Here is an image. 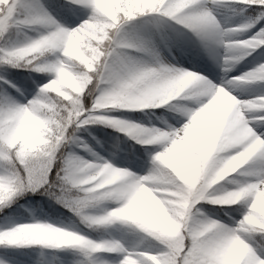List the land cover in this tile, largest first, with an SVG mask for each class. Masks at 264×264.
<instances>
[{"label": "clouds", "instance_id": "clouds-1", "mask_svg": "<svg viewBox=\"0 0 264 264\" xmlns=\"http://www.w3.org/2000/svg\"><path fill=\"white\" fill-rule=\"evenodd\" d=\"M83 3L84 15L72 27L47 9H33L22 27L0 32V60L48 76L39 96L0 117V136L34 169L52 159L63 170L55 194L42 193L73 213L66 222L37 219L4 228L0 242L93 251L121 245V238L99 229L121 221L151 244L182 246L186 237L195 238L194 264H264L253 243L264 244V135L257 131L264 123V59L228 76V87L170 59L157 39L169 18L194 24L211 36L221 72L227 73L264 45V24L250 35L239 34L264 17V8L240 23H224L213 4L232 12L237 0ZM249 3L264 5V0ZM257 81L262 83L253 94H240ZM114 109L159 111L145 112L144 120ZM93 122L152 145L145 167L116 164L88 141L89 155L76 150L69 155V139L80 125ZM6 199L0 185V203ZM202 202L233 206L241 215L228 224ZM145 255L163 264L152 253ZM128 264L139 262L128 258Z\"/></svg>", "mask_w": 264, "mask_h": 264}, {"label": "snow or ice", "instance_id": "snow-or-ice-1", "mask_svg": "<svg viewBox=\"0 0 264 264\" xmlns=\"http://www.w3.org/2000/svg\"><path fill=\"white\" fill-rule=\"evenodd\" d=\"M238 8L232 12L221 11V6L218 3L213 4V11L218 12L219 15L225 17V21L229 18L238 15V19L235 23L242 22L243 18L250 12H255L258 8H264V5H258L256 3H249V0H237ZM226 7V5H225ZM33 9H39L44 11L47 9L53 16L57 18L61 23L66 24L68 27H72L80 22L83 17L84 3L83 0H51V4H45L44 0H0V32L6 34L8 29L20 28L23 26V21L26 19L27 14ZM59 17H63L61 20ZM79 18V19H77ZM76 20V23H70ZM222 21L224 23H228ZM264 21V17L258 21ZM69 22V23H66ZM176 22V21H175ZM264 24V23H260ZM181 28H176L172 25L169 33H163L158 35L157 39L163 46L168 47H181L183 44L190 41V37L184 32L183 28L186 27L193 36H195L199 43L208 52L209 56L218 64L221 63L219 56L217 55L215 46L213 45L212 38L209 34L201 33L194 24H180ZM260 27V26H259ZM251 29V28H249ZM254 31H248L246 33L240 32V35H250ZM139 35V34H138ZM126 41H121V44ZM2 54V53H0ZM264 57V49H261L260 53L253 58V65ZM7 64L3 60H0V65ZM12 68L19 66L13 64H7ZM32 69V68H28ZM224 77L218 83H225L226 86L231 87L232 84L228 81L227 73H224ZM42 78L35 77L32 72L27 74H15L10 73L9 69H0V117L7 112L18 109L20 102H26L30 97L39 96V85L43 82ZM214 81V80H213ZM257 125L259 121L256 122ZM87 123L80 125V128ZM264 135V129L259 130ZM87 141L85 138L82 140L80 136H73L69 139L68 154L70 155L75 148L73 146L86 150ZM10 142L5 136H0V185L5 189L6 201L0 203V207H5L6 204L13 202L14 199L23 195L27 191H48L49 195H54L53 188L61 187V179L63 176V170L59 169L52 159L42 163L38 169H34L30 166L29 162L19 157L13 149H9L6 145ZM85 145V147H81ZM11 198V199H10ZM206 209L211 211L214 215L225 220L228 224H235L241 215V210L235 207L229 208H213L204 205ZM239 215H236V214ZM17 223L13 221L9 226L11 227ZM3 227L0 230L7 228ZM84 231V229H78ZM87 235V234H86ZM97 238V237H96ZM117 238V237H116ZM141 241L137 240L131 246H126L121 239L120 246L102 247L99 249H116L118 255L114 257H108L101 255L100 253L93 254L92 251L83 250V258L80 259L77 264H128V258H134L139 264H155V261L146 256L145 253H152L156 260L163 261V264H194V257L197 254V242L195 238H185L182 246L179 244L170 245L162 242L151 244L147 248H140ZM255 247L260 252V255L264 256V244L253 239ZM0 244H13L8 242H0ZM8 256V253H5ZM0 264H22L20 260L15 257L8 259H0Z\"/></svg>", "mask_w": 264, "mask_h": 264}, {"label": "trees", "instance_id": "trees-1", "mask_svg": "<svg viewBox=\"0 0 264 264\" xmlns=\"http://www.w3.org/2000/svg\"><path fill=\"white\" fill-rule=\"evenodd\" d=\"M240 17L236 15L231 23H235ZM260 23H263L262 21ZM260 23L258 22L256 25H253L250 31H255L259 28ZM172 25H175L176 28H181L180 24L175 21L170 20L167 26L159 32L160 34L169 33L171 31ZM184 32L188 34L191 38L189 42L183 44L181 47H178L182 52L188 53L191 51L200 52V57H202L203 62L208 65V68H211V72L209 75L205 74L212 80L216 81V79L226 78L224 77V73L221 72L219 64L216 63L208 54V52L204 49V47L199 43L198 39L192 35L190 30L186 27L183 28ZM243 32V30H241ZM245 33V32H244ZM261 49H264V45H261L254 49L252 52L249 53L248 56L244 57L239 63L235 65L230 71L227 72L228 76H232L233 73H240L245 69L253 66V58L257 56V53L261 52ZM264 59V57H261ZM8 68L10 73L15 74H27L32 72L35 77L42 78L43 82L48 78V76L43 73L36 71L34 69L16 67L12 68L7 64L0 65V69ZM202 72V71H199ZM203 73V72H202ZM262 82H249L245 85L244 90L241 91L240 94L247 95L253 94L259 87ZM159 111V109H145V110H129V109H114V114H126L131 115L133 118H140V119H147L148 117L144 115L145 112H148L151 115L152 112ZM80 134L88 137L90 140L95 142L96 144L100 145L102 148L109 149L111 151L117 152L121 155V157L125 160L129 161H138L144 162L147 161L146 149H150L152 145H141L136 143L134 140L126 137L124 133L119 132L115 128L105 125L100 122H93L88 123L80 128ZM11 199V198H10ZM32 202L37 207H39L43 212L47 213L51 217L63 218L68 220L70 217L73 216L66 207L62 204L57 203L56 201L52 200L47 195L43 194L42 192L38 191H27L24 192L23 195H20L13 202L6 204L5 207H0V227L8 224V219L11 217H16L19 215H24L27 213L26 205ZM206 206H210L213 208H220L219 205H212L208 202H202ZM233 207V206H229ZM236 215H239L238 213ZM99 229L102 230L105 234L108 233L109 230L113 229L111 224L100 225ZM120 237L122 240L128 245L131 246L135 241L139 240V230L134 229L133 226L120 223L119 226ZM84 233L88 234L89 236L96 238L99 235L98 231L93 229H85ZM151 243L147 241H141L139 247L140 248H147L150 246ZM0 252H5L4 248L0 245ZM66 257L72 258L78 262L80 259L83 258V250L78 246L69 247L66 250L65 254ZM53 264H59L58 261H55Z\"/></svg>", "mask_w": 264, "mask_h": 264}, {"label": "rangeland", "instance_id": "rangeland-1", "mask_svg": "<svg viewBox=\"0 0 264 264\" xmlns=\"http://www.w3.org/2000/svg\"><path fill=\"white\" fill-rule=\"evenodd\" d=\"M45 4H51V0H44ZM84 15V12L82 13V16ZM236 16V15H235ZM229 18V20L225 21V17L223 15L220 16L222 21L231 23L232 19L235 17ZM61 20H63V17H59ZM79 19V18H77ZM77 21H71L70 23H76ZM261 22V21H260ZM259 22V23H260ZM264 23V21H262ZM69 23V22H66ZM250 29H244L243 32H248ZM161 46L164 48V51L166 55L169 56L170 59H174L176 62L184 65L188 68H193L197 71H202L203 73L209 75L211 72V68H208V65L203 62L202 57H200V52L192 51L189 53L182 52L178 47H171V50H169L168 47ZM237 73H233V75H236ZM221 79H216V82H219ZM147 120V119H144ZM264 126V123L260 124V127L257 128V130H260V128ZM78 135L84 137L88 142L89 140L82 134L78 133ZM130 138V137H129ZM131 139V138H130ZM136 142V141H135ZM98 152H100L102 155L107 156L110 158L114 163L119 165H126L129 166L137 171L142 170L147 161L144 162H138V161H129L123 159L118 153L111 152L108 150H105L101 148L100 146L89 142ZM137 143V142H136ZM76 151L82 153L83 155H89L86 150L73 146ZM26 211L27 213L24 215H19L16 217H11L8 219V224L1 226L0 228L9 226L13 221L15 222H26V221H33V220H46L53 223H61L66 222L67 220L63 218H53L47 213L43 212L39 207H37L32 202L28 203L26 205ZM121 221H112L108 224H111L113 226L112 230H109L112 235L116 236L117 238L120 237V231L119 226ZM86 234V233H84ZM88 235V234H87ZM91 237V236H90ZM93 238V237H92ZM122 239V238H121ZM122 242L128 246L123 240ZM3 246L5 252H0V259H8L10 257H15L18 260L22 262V264H53L55 261H58L59 264H77L76 260L66 257L64 254L69 247H72L73 245H60V246H52V245H42V244H0ZM5 253H8V256H5ZM93 254L100 253L101 255L108 256V257H114L118 255V251L116 249H99V250H93Z\"/></svg>", "mask_w": 264, "mask_h": 264}, {"label": "bare ground", "instance_id": "bare-ground-1", "mask_svg": "<svg viewBox=\"0 0 264 264\" xmlns=\"http://www.w3.org/2000/svg\"><path fill=\"white\" fill-rule=\"evenodd\" d=\"M262 127H264V126H262ZM257 131H259V130H257Z\"/></svg>", "mask_w": 264, "mask_h": 264}]
</instances>
